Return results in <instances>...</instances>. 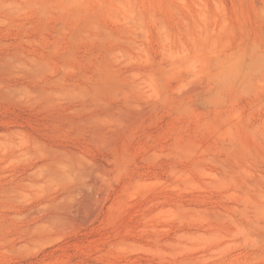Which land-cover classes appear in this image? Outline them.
Returning a JSON list of instances; mask_svg holds the SVG:
<instances>
[{"label": "rangeland", "instance_id": "obj_1", "mask_svg": "<svg viewBox=\"0 0 264 264\" xmlns=\"http://www.w3.org/2000/svg\"><path fill=\"white\" fill-rule=\"evenodd\" d=\"M0 264H264V0H0Z\"/></svg>", "mask_w": 264, "mask_h": 264}]
</instances>
